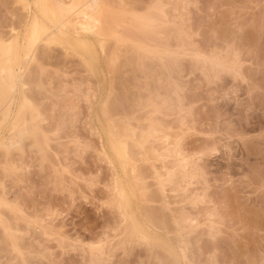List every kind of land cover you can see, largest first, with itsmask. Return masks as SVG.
<instances>
[{"label":"rangeland","instance_id":"rangeland-1","mask_svg":"<svg viewBox=\"0 0 264 264\" xmlns=\"http://www.w3.org/2000/svg\"><path fill=\"white\" fill-rule=\"evenodd\" d=\"M35 1L0 0V264H264V0Z\"/></svg>","mask_w":264,"mask_h":264},{"label":"bare ground","instance_id":"bare-ground-1","mask_svg":"<svg viewBox=\"0 0 264 264\" xmlns=\"http://www.w3.org/2000/svg\"><path fill=\"white\" fill-rule=\"evenodd\" d=\"M74 2H77V0H74ZM83 2V0H82ZM36 6L38 7L39 11L41 12L42 15H44V17H47V19H50V21H52V23H59V24H65V20L64 17L65 15L67 16V13L71 12V9L74 11L75 7H71L73 5H70L69 7L64 5L63 2H52L51 0H36L35 1ZM73 4V3H72ZM79 4H81L79 2ZM78 4V5H79ZM69 5V4H68ZM76 6V5H75ZM101 6H102V2L101 0H85L84 3H82L81 7L83 8L80 13H82L84 15L85 18V23L86 26L88 27H98L100 25V23L103 21L102 20V16L103 14L100 13L101 11ZM71 7V8H70ZM79 7V6H78ZM70 8V9H69ZM102 12V11H101ZM72 13V12H71ZM78 13V14H80ZM105 13V12H104ZM102 14V15H101ZM71 15V14H70ZM108 16V15H107ZM68 18V17H67ZM82 18V17H81ZM71 19V18H70ZM105 19V17H104ZM40 18L36 15L33 18V26H37V23L39 22ZM71 21V20H70ZM73 21V20H72ZM75 23V22H74ZM83 23V22H82ZM70 23H67V25ZM78 24V23H77ZM102 24V23H101ZM91 25V26H90ZM61 26V25H59ZM102 26V25H101ZM56 27V26H55ZM58 27V26H57ZM67 27V26H66ZM85 27V26H84ZM89 28V29H90ZM93 29V28H92ZM27 43H26V49H27V54L29 49L32 47L33 43H34V37L31 33H29V35H27ZM88 47V46H87ZM31 50V49H30ZM88 50V49H87ZM19 53V52H18ZM14 62V61H12ZM11 61H8L7 64L4 66V68L0 69L2 71H0V98L1 100L7 101V104L10 103L15 95L16 92V83H15V77L16 74H14V67H12ZM17 62V61H16ZM15 62V63H16ZM23 106V104H22ZM21 107V106H20ZM24 107V106H23ZM21 107L19 108L18 112L15 113V120L13 121V127L15 129V135H18V137H22L20 136L21 134L23 135V133L25 134L26 132H28L27 127L29 128V126H27L28 123H26L25 121H23L24 118H22L21 113H23L24 111H22L24 108ZM8 110H6V112L4 113V120L6 119V117L8 118V115H10L9 111H10V106H8L7 108ZM38 113V112H37ZM39 116V115H38ZM22 118V119H21ZM22 120V121H21ZM42 121V120H41ZM25 122L24 124H22L21 127H18L17 125ZM29 125V124H28ZM16 126V127H15ZM21 128V129H19ZM24 129H26V132H24ZM31 130V129H30ZM35 130V129H34ZM31 132V131H30ZM12 138V137H9ZM14 138V137H13ZM17 138V137H16ZM15 138V139H16ZM8 139V138H7ZM11 142V141H10ZM16 142V141H15ZM1 144L3 146H7L6 142H1ZM18 144V143H17ZM113 144V143H112ZM9 146V145H8ZM7 146V148H8ZM117 148V149H116ZM114 149L117 150L116 152L121 153L120 149H118L117 146H114ZM128 201V200H127ZM129 202V201H128ZM138 228V227H137ZM141 228V227H140ZM141 231V230H140ZM142 232V231H141Z\"/></svg>","mask_w":264,"mask_h":264}]
</instances>
